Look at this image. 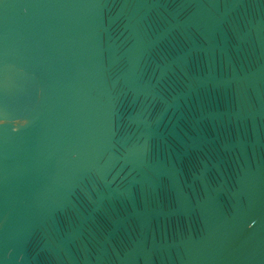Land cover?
Segmentation results:
<instances>
[{
    "label": "water",
    "instance_id": "obj_1",
    "mask_svg": "<svg viewBox=\"0 0 264 264\" xmlns=\"http://www.w3.org/2000/svg\"><path fill=\"white\" fill-rule=\"evenodd\" d=\"M0 264H264V0H0Z\"/></svg>",
    "mask_w": 264,
    "mask_h": 264
}]
</instances>
